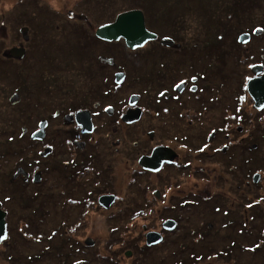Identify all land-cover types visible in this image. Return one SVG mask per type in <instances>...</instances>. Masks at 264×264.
Returning a JSON list of instances; mask_svg holds the SVG:
<instances>
[{"label":"rangeland","instance_id":"374dc122","mask_svg":"<svg viewBox=\"0 0 264 264\" xmlns=\"http://www.w3.org/2000/svg\"><path fill=\"white\" fill-rule=\"evenodd\" d=\"M80 1L0 0V20L5 26L0 28L3 44L7 41L11 45L14 41L31 52L25 61H0V154L4 155L0 157V187H4L6 196H18L16 204L6 201L4 205L10 213L0 264H112L115 254H107L110 236L115 234L119 239L142 244L140 224L121 227L111 220L117 214L115 220L121 217L117 209L129 207L139 195L142 198L144 186L151 180L144 174H135L136 183L127 181L136 167L137 154L128 160L116 153L115 162L110 146L112 138H122L117 118L120 108L136 105L142 109L140 118L134 121L136 124L128 128L133 143L147 139L149 128L168 120L177 126L178 122L187 123L189 113L197 114L202 105L214 106L211 96L220 99L227 95L225 104L230 110L236 109L238 102L246 111L254 110V101L247 90L243 93L242 85L251 76L250 65L264 61V0H260V8L249 7L254 0H83L78 4ZM127 9H140L148 30L159 37L174 39V46L163 49L160 44L148 43L133 50L140 55H131L115 43L105 44L93 38L98 25ZM80 14L87 17L82 20ZM18 24L28 28L27 37L15 29ZM238 30L250 34H246L249 37L242 44L247 54L239 48L238 40H232ZM11 32L13 41L8 39ZM116 42L126 48L122 40ZM102 49L115 60H104L108 63L105 67L96 63L105 59ZM142 55L147 59L141 57L143 61H137ZM112 71L126 74L124 85L114 88L112 95L103 96L108 103L101 102L95 115L91 111L95 132L91 136L79 134L84 144L92 140L90 151L94 158L86 161L87 168L94 167L96 181L103 183L102 188L114 190L118 198L112 211L99 207L88 210L84 202L66 203L71 196L82 194L78 193L82 188L99 189V185L83 183L84 179L77 176L80 169L71 167L70 159L64 158L71 150L65 141H72L78 134L73 129L72 115L63 116L73 107L72 101L93 110L94 101L86 92L95 85L102 91L112 90ZM105 78L108 86L103 88ZM48 90L49 98L43 95ZM74 91L79 93L73 97ZM42 105L53 108L44 110ZM104 105L117 110L113 112V108L112 114L104 112ZM55 107L65 108L61 113L59 110L57 119L53 118ZM165 109H170L169 114ZM41 119L49 120L53 130L47 131L43 143L34 144L29 135L39 127L37 121ZM112 122L120 132L111 130ZM256 124V132L262 133L263 139L256 141L257 148L245 151L243 158L230 161L235 171L226 174L227 194H216L218 183L208 190V182L197 180V190L202 191L199 185L206 187L211 198L198 199L197 204L191 199L190 206L182 207L177 214L180 221L177 230L169 235L168 241L148 252L150 259L138 264H190L187 252L193 247L210 249L205 256L210 264H264V120ZM216 127L221 125L218 123ZM230 139L234 141L232 135ZM41 144L52 147L48 157L38 155ZM18 162L21 164L17 167ZM113 164L116 167L110 169ZM33 165L41 168L45 179L50 178L45 181L53 182L54 198L44 188L36 194V186L30 179L33 171L37 173ZM251 173L259 175L254 182L256 188L245 184ZM180 177L172 190L176 186H194L191 184L194 178L188 173ZM151 178L152 182L157 181L156 177ZM164 184L158 183L159 187ZM43 193L48 199L46 195L42 198ZM79 217L84 223L80 232L105 244V254L99 255L95 248L88 250L78 244ZM194 223L204 235L200 242L186 240L188 236H184L189 235ZM184 246L189 250L184 252Z\"/></svg>","mask_w":264,"mask_h":264},{"label":"flooded vegetation","instance_id":"af4514ba","mask_svg":"<svg viewBox=\"0 0 264 264\" xmlns=\"http://www.w3.org/2000/svg\"><path fill=\"white\" fill-rule=\"evenodd\" d=\"M85 18V17H84ZM0 20V28L5 27L4 23ZM25 28V31H22L21 29ZM18 33H20L21 36L27 37L28 36V28L25 26H21L18 24L16 28ZM8 39L10 41L12 40L13 33H8ZM4 38L3 36L0 37V61H25L31 52L28 51V49L24 45L18 46L17 42L13 41V44L9 45L6 42V45L3 44ZM23 46V47H22ZM14 47H20L24 49V55L22 57H15L11 56L9 54V50ZM16 63V62H15ZM259 64L263 66V72H264V61H257L250 65V72H251V66ZM254 75L251 73V76L247 78V80ZM125 77L126 74L124 73V79L122 80L121 84H115L112 83L113 89L102 91L99 86L96 85L93 86L94 89L87 91V95L89 98H91L93 102V110L89 108H84L81 104L74 105L75 101H72L73 107L69 110H66V114L63 117H69L72 115V125L74 126L73 129L78 134L76 138H73L72 141H65L66 145H69L71 150L69 155H65L64 158L70 159V163L72 164L71 167H76L80 169V172L77 176L84 179L83 183H86V185L93 184L94 186L99 185V189L95 187V189L89 190V187H84L81 190L78 191V193L82 194H75V196H71L69 200L66 201V203H85V205L88 206V210L90 208L95 209L96 207H99L106 211H112V209L117 202L118 194L112 189L108 188H102V182L96 181L97 176L94 173V167L91 169L87 168V160H91V158H94V154L90 151V146L92 144V140L89 139V141L84 144L81 140V135H87L91 136L95 132L94 123L92 120V116L96 114V109L100 107L102 104L101 102H106L105 95H112L114 93V88H119L125 83ZM244 84L245 90H246V83ZM69 85L73 86V82L70 81ZM220 86V85H218ZM221 87V86H220ZM98 89L99 91H97ZM242 91L244 93V87L242 85ZM123 92V91H122ZM79 91L73 92V97L77 96ZM225 93V92H224ZM227 94V93H226ZM46 97H51V92L48 90L45 93H43ZM84 96V92L82 93ZM96 97H102L101 101H99ZM83 98V97H82ZM243 97H241L242 99ZM210 99H213L214 106H203L200 107L201 111H199L197 114L194 112H191L193 115L189 113L188 116V122L187 123H179L178 125H174L169 120L161 123L159 127H153L149 128L148 131H146L147 139H140L138 141H135L136 143H133L131 141L132 137H129L128 134L130 133L128 128H132L136 122H126L123 120L124 113L130 109L133 108V106H127L125 108H120L117 114V118L119 119V126L122 128L121 137L118 138L115 136L112 138V146H110L111 151L113 150L115 153V162H116V153L120 154L121 158H127L128 160H132L135 154L136 155V167L132 171L130 175V180L127 179V181H130L132 183H136L135 177H133L135 174H144L150 178V183L144 186L143 190V197L140 198V195L138 197H135L129 207H123L121 211V217L119 219L115 220L116 216H119V214L115 215L114 217L111 216V220L114 222L117 221L121 227L124 225H128L129 223H135L140 224L142 228V244H139L137 242H134V240L131 239H119L118 235L113 234V236H110V243L109 247L110 250L107 248V254L114 253L115 258L112 264L122 263V261L127 260L130 261V264H138L141 263V260H148L149 258V251H152L153 248L161 246L163 242L168 241L169 235L175 232L178 228V224L180 223L179 218L177 214L179 213V210L182 209V207L190 206L192 201L191 199L195 200V203L197 204L198 199H210L211 194L206 192V187L198 186L199 189H202V191L197 190V180H202L208 182L207 187L208 190H211L210 186L212 184L218 183V189L219 191H216V194L218 195H225L227 194L228 190V178L226 174L228 172L232 173L234 172V168L230 166V161L238 160L237 158L242 157L245 154V151H249L250 149L257 148L256 141L258 139H263L262 133H257V122L260 120H264V108L254 110L252 112L246 111L244 109V106L241 105L238 102V107L236 109H229V106L226 107L228 97L225 95L224 97H220V99H214L213 96H211ZM51 101V100H50ZM61 101V100H60ZM243 101V100H242ZM48 102V101H46ZM45 103V102H44ZM50 103V102H48ZM108 103V102H106ZM226 103V104H225ZM225 104V105H224ZM79 105H81L79 107ZM224 105V106H223ZM44 110L52 109L53 106H44L42 105ZM108 105L102 106L104 108V112L113 113L115 108L113 106L107 107ZM40 107V106H39ZM254 107V106H253ZM43 108L40 110L43 111ZM57 107H55L56 109ZM113 109V112H112ZM57 108L55 111V117L54 119H57L60 115V113L65 110V108H62V110ZM78 110H85L89 112L90 120L92 123V132L91 133H82L81 127L76 123L74 114ZM117 110V109H116ZM115 110V111H116ZM91 111L94 113L92 115ZM49 111H47L48 113ZM54 112V113H55ZM166 114H169L170 109H165ZM190 112V111H188ZM222 114L220 117L219 114ZM195 114V115H194ZM179 115V113H178ZM47 116V115H46ZM183 114H181L180 117H182ZM64 120V119H63ZM233 120V121H232ZM60 122V121H59ZM39 127H35L34 130L30 133L29 138L32 140L34 144L43 143L45 141V137L47 134V131L49 132L53 130L50 126L49 120L41 119L37 121ZM36 123V124H37ZM120 123L122 125H120ZM220 124L221 127H216L215 125ZM60 126V124H58ZM148 126H151L150 123H148ZM62 128V125L60 126ZM162 129V131H161ZM111 130L115 133L116 131H119V127L117 125H113V122L111 123ZM110 130V134H112ZM38 132V136L33 138L34 135ZM120 132V131H119ZM80 133V134H79ZM118 135V134H117ZM234 137V141L232 142L230 139V136ZM119 145V148L116 146ZM86 146H89V149L86 151ZM38 155L40 157H48L51 154V146L44 144L39 145ZM156 148H161V150H165L162 152L160 159L162 160V163L159 165L158 170L152 171L149 169L143 168L139 164V160L142 157H148L151 156L152 152ZM201 149H203L201 151ZM231 153H234L230 155ZM79 153H81L79 155ZM32 154V153H31ZM0 157L4 158L3 154H0ZM33 157V156H32ZM241 159V158H240ZM256 160V157L253 158ZM69 165V164H68ZM19 164H17V167ZM110 169H113L116 167V165L109 166ZM32 168L37 169V173L33 171V175L31 176V182L34 183L36 186V194H39L43 188L46 190V193L48 195H52V198H54V184L50 181H45L49 179H45L43 176V172L41 168L38 166L35 167L34 165ZM31 168V169H32ZM18 169V168H17ZM19 170V169H18ZM32 171V170H31ZM255 171V170H254ZM84 172V173H83ZM92 172V173H91ZM176 178H172L173 175ZM188 173L193 178L194 186L190 187H182V186H176L174 190L171 189V186H174V183L179 184L178 180L181 179L180 176H183L184 174ZM85 174L87 177L85 178ZM156 177L158 183L164 182L163 187H159L157 181L152 182L151 177ZM211 177H213V180H211ZM254 173H251L247 179H246V185L250 186L253 185L256 188V183L253 181ZM89 179V180H87ZM73 183H76L75 180L72 181ZM90 182V183H89ZM44 187L42 184H45ZM154 185V186H153ZM196 185V186H195ZM82 187V186H81ZM239 188V186H236ZM76 188V186H75ZM107 189V190H106ZM56 192V191H55ZM139 194V190H137ZM2 194V195H1ZM47 195V199H48ZM102 195H114V201L113 203L108 207L105 208L102 205H100L98 199ZM18 196L14 195H5L4 187H0V212H4V220L6 222V233L7 232V222L9 219V211L8 209H5V202L6 201H13L16 204ZM19 206V205H17ZM112 209V210H111ZM175 212V213H174ZM84 213V212H83ZM82 213V214H83ZM259 216V215H258ZM82 217V215H81ZM79 217L77 220L79 222L78 224V244L86 247L88 250L95 248L99 255L105 254L104 249L106 247L105 244H100L97 242V240L94 237H90L89 235H85L84 233H81L82 225L84 223L81 222L82 218ZM81 219V220H80ZM112 221V222H113ZM166 222H171L173 225V229L168 230L165 228L164 224ZM116 223V222H115ZM152 226V227H150ZM116 228V226H113ZM200 230V227L197 223H194L192 225L191 230L189 231V235L186 240H192L194 242L202 241L203 240V233ZM148 232H157L161 236V241L157 244L153 245H147L146 244V234ZM115 235V236H114ZM86 240H90L89 242H86ZM7 241V240H6ZM5 240H2L0 242V254L3 252V246L6 242ZM101 245L102 249L101 250ZM187 246V244H186ZM186 246H184V252L188 251L189 249H186ZM2 248V249H1ZM191 251H188L189 255V261L190 264H210L207 262V259H205V256L210 249L205 248V250L193 247L190 248ZM142 253V254H141ZM107 256V255H103ZM138 259V261H137ZM152 261V260H151ZM157 261V260H156ZM155 261V262H156ZM185 262L181 263L184 264ZM169 264H172L169 262Z\"/></svg>","mask_w":264,"mask_h":264},{"label":"water","instance_id":"95a60500","mask_svg":"<svg viewBox=\"0 0 264 264\" xmlns=\"http://www.w3.org/2000/svg\"><path fill=\"white\" fill-rule=\"evenodd\" d=\"M25 31V28L21 29ZM94 35L101 41L113 42L123 40L125 46L129 50H135L142 48L146 43L150 41H155L158 37L155 33L149 31L145 26L144 14L140 9H130L118 13L114 20L105 24L98 26ZM241 36V41H244ZM159 43L165 47H172L174 45L173 39L169 37H163L159 39ZM24 49L20 47H14L9 50V54L15 57H22L24 54ZM262 65H253L251 71L254 77L247 81V92L254 101V108L262 109L264 108V73H262ZM115 82L120 83L123 78V73H117L115 75ZM141 110L140 108L128 109L124 115L123 120L126 122H134L140 118ZM76 123L81 127L82 133L92 132V123L90 120L89 112L85 110H78L74 114ZM38 136V132L33 138ZM161 148H156L151 156L142 157L139 160V164L145 168L152 171H156L159 165L162 163L160 156L162 152ZM259 175H254L253 181L258 180ZM100 205L108 208L114 201V195H102L98 199ZM5 213L0 212V242L6 238V222L4 220ZM165 228L168 230L173 229L171 222H166L164 224ZM90 240H86L89 242ZM161 241V236L157 232H148L146 234V244L153 245Z\"/></svg>","mask_w":264,"mask_h":264},{"label":"trees","instance_id":"16d2710c","mask_svg":"<svg viewBox=\"0 0 264 264\" xmlns=\"http://www.w3.org/2000/svg\"><path fill=\"white\" fill-rule=\"evenodd\" d=\"M29 2L31 1V0H28ZM256 1V2H255ZM262 1V0H261ZM83 2V0L82 1H80L78 4H80V3H82ZM260 3H262V2H260V0H254V1H251V2H249V4H251L249 7H259L260 8ZM23 4V3H22ZM257 4H259V5H257ZM81 15V14H80ZM82 16V20L83 19H85L87 16L86 15H81ZM85 17V18H84ZM104 23H106V22H104ZM264 29V28H263ZM239 32V33H238ZM238 32H237V34H236V36L235 37H233L232 38V40L233 41H236V40H238V37L242 34V31L240 32V30H238ZM244 33V32H243ZM94 36V35H93ZM96 41H98V42H102V41H100V40H98L97 38H95V36L93 37ZM238 42V44H239V48L240 49H242L243 50V52L245 53V54H247V51H246V49H243L242 48V44L239 42V40L237 41ZM103 43H105V44H111V45H113V43H115L117 46H120V48L126 53V54H131V55H136V54H138V55H140V53H134L133 51H128V49L127 48H124V46L119 42H112V43H106V42H103ZM153 43H155V45L157 46V44H159V42H153ZM161 48H163V49H166V48H164V47H161ZM136 50H138V49H136ZM132 53H134V54H132ZM104 58H105V60H111V61H115V60H113L112 59V57L110 56V54L107 52V50L106 49H102V54H101ZM153 55L154 56H157V54L156 53H154L153 52ZM141 57H142V59L143 60H145V59H147L146 58V56L145 55H142V56H140V57H137L136 59H137V61H143V60H141ZM96 59V58H95ZM101 61H104V59L103 60H101ZM100 66L101 67H104V65L103 64H100ZM103 73V72H102ZM107 78H105V79H103V81H102V85L104 86L103 88H106V86H108V83H107ZM100 86H102L101 85V83L99 84ZM93 87V86H92ZM243 87H244V90H245V86L243 85ZM94 89V88H93ZM21 164V162H18V164ZM17 170V169H16ZM5 193H6V191H5ZM44 195H46V194H44L43 193V195H42V198L44 197ZM46 197H47V195H46Z\"/></svg>","mask_w":264,"mask_h":264},{"label":"bare ground","instance_id":"6f19581e","mask_svg":"<svg viewBox=\"0 0 264 264\" xmlns=\"http://www.w3.org/2000/svg\"><path fill=\"white\" fill-rule=\"evenodd\" d=\"M94 58H96L95 56H93ZM105 60V59H104ZM96 63H98L99 65L100 64H103L104 65V67H105V65H108V63H107V61H101V63H99L98 61L96 62ZM106 63V64H105ZM113 72V71H112ZM118 72L117 71H115V72H113V77H115V75L117 74Z\"/></svg>","mask_w":264,"mask_h":264},{"label":"snow or ice","instance_id":"6c2138e0","mask_svg":"<svg viewBox=\"0 0 264 264\" xmlns=\"http://www.w3.org/2000/svg\"><path fill=\"white\" fill-rule=\"evenodd\" d=\"M181 83H183V81H181ZM177 87H179V85H177ZM160 95H164V93H160ZM203 149H201V151H202ZM249 206H251V205H249ZM0 239H2V238H0Z\"/></svg>","mask_w":264,"mask_h":264}]
</instances>
